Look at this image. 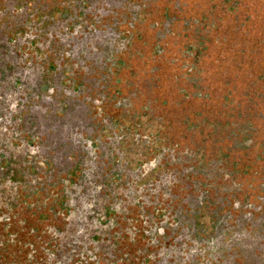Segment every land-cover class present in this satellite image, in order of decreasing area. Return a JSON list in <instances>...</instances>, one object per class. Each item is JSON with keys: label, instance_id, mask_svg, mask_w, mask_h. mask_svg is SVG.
<instances>
[{"label": "flooded vegetation", "instance_id": "af4514ba", "mask_svg": "<svg viewBox=\"0 0 264 264\" xmlns=\"http://www.w3.org/2000/svg\"><path fill=\"white\" fill-rule=\"evenodd\" d=\"M136 10L134 0H0V264H25V246L38 248L30 264H159L171 260L176 240L187 253L190 240L211 245L221 235L186 234V222L176 228L194 206L168 199L176 184L165 198L149 184L170 171L163 162L173 160L170 148L130 125L140 114L129 113L128 99L126 114H108L131 90L125 48L139 37ZM97 113L107 125H97ZM148 156L158 163L143 170ZM130 175L148 184L147 199L135 205L149 217L141 233L115 221L122 197L139 198L118 193ZM30 176L39 177L42 194L26 184ZM29 192L36 212L27 222ZM141 239L148 254L135 248Z\"/></svg>", "mask_w": 264, "mask_h": 264}, {"label": "rangeland", "instance_id": "374dc122", "mask_svg": "<svg viewBox=\"0 0 264 264\" xmlns=\"http://www.w3.org/2000/svg\"><path fill=\"white\" fill-rule=\"evenodd\" d=\"M134 1L137 4L135 29L138 31L139 37L135 39L136 41L134 43L127 45V48H125V66L130 65L134 67L132 74L128 77V82H126V85L130 86L129 89H131V94L129 93L121 96L118 99L119 103L117 108L115 110L109 109L108 114L117 117L122 112L125 113L126 110L123 108L124 105L121 102L123 99H128L130 106L132 105V107L135 108V110L129 112L133 115L149 112L148 115L150 117L157 119L161 114L160 112L165 110L171 119L172 116H178L180 120H182L187 117L188 111L189 118L193 111H204V115L217 119L215 116L218 117V111L225 108L221 105V102H218L216 99L219 95L218 92L221 91L222 85H216L212 78H218L219 75L222 74L219 69L226 70L228 66H231L233 56L224 55L223 57L220 54V50L216 48L221 44V42H218L221 31L218 32L217 28L224 25L228 34L229 31H232L229 29L230 23L224 21L226 17L223 18V16L217 14L216 11L209 10L207 0ZM166 7L168 8L167 14L169 17H175L174 21H168V30H165L166 24L164 23L165 21H163ZM201 17L205 19L203 24L204 27H206L207 20L210 25H213L212 31L207 32L206 29L203 28L202 30V28L199 27L195 19ZM229 21L234 27L230 18ZM198 29H201V31H198ZM198 34L205 35L208 37V40L214 37L213 40H216V44L215 42L214 44L206 42V45L211 48L214 55H204L200 58V66L204 69L206 68L208 73L202 74V88L200 90L196 89L195 91L193 90L191 80L187 77L170 75L165 63L167 57L170 59L172 58L180 44H185V48H187L189 41H191L190 37L196 38ZM230 42L233 44V40ZM227 47H230V45ZM156 49L159 51L163 49V51L157 53ZM215 49H218V51L214 52ZM234 49L235 47L233 50ZM173 63L177 65L185 64V69L188 70L190 65L189 54L186 53L182 58L173 57ZM232 65L235 66V63ZM234 71L235 69H233L230 74ZM207 74L210 75L207 76ZM213 74H215V77ZM195 78L197 81L198 77L195 76ZM199 83L201 84L200 81ZM206 86L213 87L209 89L206 88ZM162 99L168 102L166 109L160 104ZM97 114L99 116L97 117V125H107L108 122L106 119L102 120L103 117L101 113ZM192 121H194V127L191 129V132L202 131L204 138L202 139L198 136L194 138V135L190 134V137H186L184 141V144L188 148L176 152L171 151L173 160H171L170 157H167V160H163V162H168L166 170L170 171H163L160 173L161 175H153L151 179H149L150 185H157V189L163 191L162 194H157H161L162 197L167 196V185L173 184L174 186L176 184V189L170 192V196L168 197L169 200L173 199L172 197L178 198L179 201L185 198V200L187 199L190 201L191 206H196V201L206 202L210 210L216 214L222 198L228 200L226 206L228 210H230L235 198L250 196L260 187L264 188L262 164L261 167L260 165H256L255 168H247L249 167V162L255 157L253 153V141H251L248 136L238 138L231 133V127L236 130V127L239 125L234 123L229 129L221 127L212 128L198 115L193 117ZM117 139L121 140L122 144L124 136L120 135ZM109 142L111 141L106 140L105 145L109 144ZM190 143H192L193 146H191ZM197 143H200L201 147L205 150L206 156L211 159L210 166L203 165V163L197 159L193 160L191 149L194 148ZM219 147H222L224 151V155L220 157L214 155L215 149ZM129 148L127 147V150L131 152L132 150H129ZM122 150L125 152V149ZM141 150L142 149L139 148L137 152ZM127 157L130 158L128 155ZM232 162H238L241 165L240 173L235 170L237 165L233 166ZM145 163H147V165H145ZM145 163L142 164L143 166L141 169L143 170H147V166L150 164H157L158 160L152 156H148V158L145 159ZM134 167L136 168V165ZM190 167L192 168L190 169ZM247 169L249 173L243 174V170ZM191 171L197 175L196 178L192 180L183 179L184 175L186 176V174ZM68 172H71V170ZM254 173L261 174L258 176ZM29 180H32L31 183H29ZM139 180L140 179L131 177L130 175L121 183L120 188L123 189L124 192H118L119 194L131 195L132 192H134L135 195H139V198H136L134 201H129V197L125 196V202L127 200L129 201L125 203L122 197L120 199L121 202L117 206L115 216L116 222L125 227L129 225L132 229L135 228L136 233H141V230L146 231L150 226L147 213L140 215L138 208H135L138 200H146L148 194L146 190L148 184H144L143 186V182L137 183ZM26 184L33 187L38 194H42L43 186L40 185L38 176H30L26 179ZM117 184V181H115L114 187H116ZM129 189H131V193L127 194ZM219 197H221L220 200H218ZM173 202L176 203L178 200L176 201V199H174ZM35 205L33 196L31 197L30 192L27 193V197H25V218L27 222L32 218V213L36 212ZM145 207L147 210L146 212H151L147 209L146 204ZM231 212L232 217L237 219L241 216L242 212L245 214L247 210L241 209L240 207ZM135 248L139 254H148L152 250V247L145 246V241L142 239L141 242L136 244ZM25 256H27L25 264H30L28 261H31V263L34 261L36 262L38 258V248H29V246H25Z\"/></svg>", "mask_w": 264, "mask_h": 264}, {"label": "trees", "instance_id": "16d2710c", "mask_svg": "<svg viewBox=\"0 0 264 264\" xmlns=\"http://www.w3.org/2000/svg\"><path fill=\"white\" fill-rule=\"evenodd\" d=\"M207 6L209 10L216 11L223 18L226 17L224 21L230 23L229 29L232 30L228 34L224 25L219 26L217 29L218 32L221 31V36L218 42H221V44H217L218 47L216 45L215 47L220 50L223 57L224 55H233L231 63H235V66L231 64L226 70L219 69L222 74L218 78H212L216 85H222L216 99L221 102L225 109L218 111V117L215 116L217 119L204 115V111H193L190 118L188 111L187 117H181L182 120L178 116H172L171 119L165 110L160 112L161 114L157 119L150 117L149 112H143L135 120L134 118L131 119L130 125H141L142 130H147L146 134L151 133L157 141L155 146H158V149L161 148V145L162 148L164 146V149L168 147L171 151L176 152L188 148L184 141L186 137H190V134L194 135V138L197 136L204 138L202 131L191 132L194 127L192 119L197 115L203 118L212 128L229 129L232 124L236 123L239 126L236 127V130L231 127V133L238 138L248 136L254 143L253 153L255 157L249 162L247 168H255L256 165L261 167L262 164L264 176V0H207ZM165 10L163 21L166 24L165 30H168V21H174L175 17L170 18L167 14L168 8L166 7ZM229 18L232 20L234 27L231 25ZM195 20L202 30L204 28L207 32L212 31L213 25H210L208 20L206 27L203 26L204 17ZM198 31H201V29H198ZM190 39L187 48H185V44H180L175 52L176 54H173L172 60L166 58L165 65L170 75H180L191 80L193 90L196 91V89L200 90L202 88V74L208 73L206 68L200 66V58L204 55L210 56V54H213L206 42L209 44L215 42L216 44V40H213L214 37L208 40V37L202 34H198L196 38L190 37ZM232 40L233 44L230 42ZM228 45L230 47H227ZM218 49H215L214 52ZM162 51L163 49L161 51L156 49L157 53ZM186 53L190 57L188 70L185 69V64L177 65L173 63V57L182 58ZM233 69L235 71L231 75L230 72ZM195 76L198 77L197 81ZM213 76L215 77V74ZM212 87L206 86L209 89H212ZM167 103L165 99H162L160 104L166 109ZM148 123H150V126H146ZM190 145L193 146L192 143ZM192 149L193 160L197 159L203 165L210 166L211 159L206 156L200 143H197ZM214 155L223 156V148L215 149ZM232 165H237L235 170L240 173L241 165L238 162H232ZM248 173V169L243 170V174ZM254 174L259 176L261 173ZM196 176L191 171L186 176L184 175L183 179L192 180ZM227 202L228 200L224 198L220 201L219 210L222 213L221 215H215L206 202L196 201V206L192 208L193 213L188 215L189 218L187 219L184 210H182L183 215L177 218L176 228H182L183 223L186 222L190 223L191 226L189 225V227L192 229L190 232H185L186 234H193V236L205 235L207 237L211 235L210 233L216 235L221 232V235L216 237V241L214 238L209 239L212 241L211 245L202 237H200L198 243L190 240L191 244L187 253L184 251L186 247L179 240H176L179 245L174 247L173 252H170L172 254L171 260H166L164 263L159 262V264H264V188L260 187L250 196L233 200L230 210L234 211V209L240 207L246 209L247 212L243 215L244 217L240 216V218L234 219L231 211L226 206ZM158 232L160 233V231ZM201 243L205 245L202 244V247H200ZM198 247L200 249L197 251Z\"/></svg>", "mask_w": 264, "mask_h": 264}]
</instances>
